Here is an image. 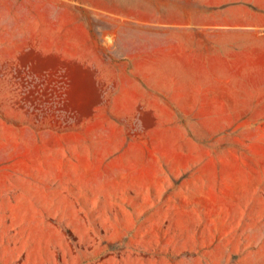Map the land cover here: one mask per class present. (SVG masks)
I'll return each mask as SVG.
<instances>
[{
  "label": "rangeland",
  "instance_id": "1",
  "mask_svg": "<svg viewBox=\"0 0 264 264\" xmlns=\"http://www.w3.org/2000/svg\"><path fill=\"white\" fill-rule=\"evenodd\" d=\"M0 264H264V29L0 0Z\"/></svg>",
  "mask_w": 264,
  "mask_h": 264
},
{
  "label": "crops",
  "instance_id": "2",
  "mask_svg": "<svg viewBox=\"0 0 264 264\" xmlns=\"http://www.w3.org/2000/svg\"><path fill=\"white\" fill-rule=\"evenodd\" d=\"M249 2L251 0H83L93 11L138 23L165 27L264 29V15L244 5ZM233 13H240L237 19L240 23L228 22ZM192 19L201 22H192Z\"/></svg>",
  "mask_w": 264,
  "mask_h": 264
}]
</instances>
